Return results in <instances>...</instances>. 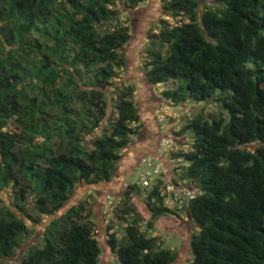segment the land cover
Segmentation results:
<instances>
[{"label":"trees","instance_id":"16d2710c","mask_svg":"<svg viewBox=\"0 0 264 264\" xmlns=\"http://www.w3.org/2000/svg\"><path fill=\"white\" fill-rule=\"evenodd\" d=\"M118 1L0 0V196L13 195V208L0 203V264H100L91 212L81 216V204L54 217L19 256L21 213L32 199L35 211L51 215L76 183L108 180L140 132L135 84L116 86L112 100L104 92L126 63L130 34L112 8ZM120 1L133 8L145 0ZM211 1L164 4L180 19H161L149 33L145 77L153 87L177 84L161 92L166 101L220 109L196 112L181 128L189 149L174 154L183 162L179 178L199 188L180 209L197 230L187 264H264V0ZM81 70L90 82L81 83ZM74 99L78 110L69 109ZM146 197L154 214L169 213L160 181ZM132 212L126 201L118 217L132 223L120 238L109 234L116 263H172L175 253Z\"/></svg>","mask_w":264,"mask_h":264},{"label":"rangeland","instance_id":"374dc122","mask_svg":"<svg viewBox=\"0 0 264 264\" xmlns=\"http://www.w3.org/2000/svg\"><path fill=\"white\" fill-rule=\"evenodd\" d=\"M167 1L145 0L133 8H127L119 0L117 6H112L117 10L119 22L128 27L130 37L123 47L126 63L118 71L115 83L105 86L104 92L105 96L112 100L118 94L116 86L135 84L133 99L140 110V132L131 137L126 148L120 150V158L114 164L113 173L108 180L95 184L76 183L60 211L51 215L42 214L33 209L32 199L29 201L26 211L20 212L26 224L27 234L19 256L29 246L38 242L46 225L54 217H59L72 206L81 204V216L91 212L89 220L93 223L94 236L101 247L100 264H117L108 238L110 233L120 238L122 227L132 223V218H119L117 213L128 201L133 206L132 213L136 216L137 225L141 230L146 231L148 236H157L162 247L175 253V259L170 264H187L192 258L190 238L197 230L180 209L192 193L199 192V188L179 178L183 162L174 157V154L189 149V134L181 132V128L196 112L203 108L206 114H217L220 109L213 102L188 101L184 105H177L166 101L161 92L173 89L177 84L168 82L153 87L146 80L144 64L149 59L146 53L149 48V33L159 29L161 19H166L170 24L178 23L177 20L180 19L167 15L164 9ZM200 2L204 7H213L211 0ZM181 20L185 21L187 18L183 17ZM80 72L81 83L90 82L89 74L83 70ZM79 107L80 103L75 99L69 104L71 110H78ZM101 126L95 127L92 137L102 130ZM92 137L84 135V140H90ZM87 148H90V144H87ZM158 181L165 192L164 205L170 211L162 215L163 219L157 221V224H152V228L145 230L146 223L150 220V213L145 205L146 196ZM131 185H136L137 189H133ZM12 198L10 192L3 193L0 203L13 208ZM108 226L111 228L108 229Z\"/></svg>","mask_w":264,"mask_h":264},{"label":"flooded vegetation","instance_id":"af4514ba","mask_svg":"<svg viewBox=\"0 0 264 264\" xmlns=\"http://www.w3.org/2000/svg\"><path fill=\"white\" fill-rule=\"evenodd\" d=\"M176 185V183H175ZM147 209L149 210V213H150V220H152L153 224H157V221L163 219V216L162 215H157V214H154L148 207Z\"/></svg>","mask_w":264,"mask_h":264}]
</instances>
